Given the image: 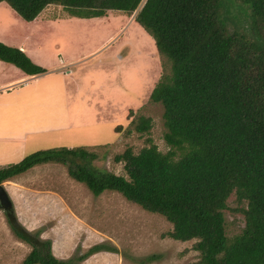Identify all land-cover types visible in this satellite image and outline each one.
<instances>
[{
    "label": "trees",
    "instance_id": "obj_1",
    "mask_svg": "<svg viewBox=\"0 0 264 264\" xmlns=\"http://www.w3.org/2000/svg\"><path fill=\"white\" fill-rule=\"evenodd\" d=\"M239 1L246 35L228 31L222 0H0L25 22L48 6L92 15L135 13L133 22L168 64L149 100L163 109L165 143L182 152L174 160V153L160 154L153 145L137 154L126 149L113 158L125 176H115L98 171L92 165L96 154L83 148L38 151L0 169V185L36 166L61 165L94 197L116 193L163 216L172 226V240L195 241L199 264H264V0ZM228 2L232 7L234 0ZM0 62L26 76L45 73L23 52L2 43ZM130 125L141 135L151 128L144 117ZM232 195L245 204L244 227L228 240L223 211ZM10 228L31 247L22 264H78L112 251L97 245L60 261L49 241L13 224Z\"/></svg>",
    "mask_w": 264,
    "mask_h": 264
},
{
    "label": "rangeland",
    "instance_id": "obj_2",
    "mask_svg": "<svg viewBox=\"0 0 264 264\" xmlns=\"http://www.w3.org/2000/svg\"><path fill=\"white\" fill-rule=\"evenodd\" d=\"M226 2L222 0L221 18L228 16V31L246 35V15L239 9L242 6L238 7L241 2L234 0L232 7ZM134 17L135 13L92 15L48 6L34 21L25 22L7 4L0 3V43L23 52L45 70L48 78L37 83L38 90H45L41 96L20 85L16 92L0 98V137L31 134L38 129L30 123L35 118L38 124L55 128L68 124L69 118H63V86L58 81L59 74L64 73H70L66 79L73 81L67 90L78 91L82 124L104 125L84 129L77 137L53 130L45 135L32 134L25 150L16 156L9 159L8 151L0 152V169L38 151L67 148L71 142H82L74 148L96 154L92 165L115 176H125L123 165L115 164L113 158L126 149L137 154L153 145L160 154L172 152L174 160L181 157L182 152L165 143L161 105L149 100L168 64L156 53L153 39L133 22ZM19 75L15 67L0 63V85L17 82L14 80ZM3 87L9 89V85ZM44 96L42 102L39 98ZM139 117L151 122L146 134H137L130 125ZM27 130L30 132L25 133ZM1 186L12 208H0V264H22L31 252V247L14 235L11 224L39 241H49L51 254L60 261L102 245L115 252L100 251L78 264L200 263L199 254L192 249L195 241L172 240V226L163 216L145 211L116 193L92 196L85 186L69 178L61 165L36 166ZM243 208L245 204H238L234 195L227 200L223 221L228 240L244 227Z\"/></svg>",
    "mask_w": 264,
    "mask_h": 264
},
{
    "label": "crops",
    "instance_id": "obj_3",
    "mask_svg": "<svg viewBox=\"0 0 264 264\" xmlns=\"http://www.w3.org/2000/svg\"><path fill=\"white\" fill-rule=\"evenodd\" d=\"M1 63V62H0ZM38 66V65H37ZM18 70V69H17ZM19 71V70H18ZM20 75L18 76V78L14 81H17L15 83H9V84H2L0 85V98H6V93L7 92H16L19 88L20 85L23 86V88H29V89H33V92L30 93H35L37 96H41L42 94H44L43 92L45 90H38L37 87L39 86L38 81L41 80H47L48 78H45L46 75H39L37 77H32V76H26L25 74H23L21 71ZM61 75V78H60ZM70 76V73H64V74H59V78L58 81L62 84L63 89H62V94L63 97L65 98V102L66 105L63 109V118H65L66 116L69 118V122L68 124H61L58 127H54V126H50L47 125L45 126V124H38V120L37 118L33 120H30V123L34 125H36V127L38 128L37 130L31 132V134L28 135H24L22 137H18L16 133L10 134L8 136H1L0 137V143L3 144V146L0 147V152L2 153V150H4V153H7V157L10 159V157L17 153H21L22 149L25 150L26 146H24V144L26 143L28 137L32 134H40V135H45V134H49L50 132H52L51 130H53L54 133H64L65 135L70 134L71 137H77L79 136L80 132H82V130L87 129V130H91V128H93V130H96L97 128L104 126V125H95V124H91V126L89 124H82V111L79 110L80 106H81V102L79 101V97L77 96L78 91L74 90L73 92L68 91L67 90V85L68 84H73L72 79H70V81H68L66 78H68ZM70 82V83H69ZM3 85H9V89L3 87ZM74 86V85H73ZM4 90L6 92H4ZM11 90V91H9ZM4 92V93H3ZM29 93V94H30ZM40 100H42V102H44L45 96L44 97H40ZM72 101V102H71ZM70 102H71V106H70ZM73 103V105H72ZM44 112V111H43ZM73 117V121H70V118ZM67 118V119H68ZM32 121V122H31ZM23 124L25 125L26 128V122L24 121ZM98 124V122L96 123ZM94 125V126H93ZM24 128V129H25ZM81 129V130H80ZM26 132H30V130L25 131ZM75 133V134H72ZM6 143V144H5ZM72 145H68L67 149H72L74 147H77L79 145H82V142H71ZM15 149V150H14ZM14 150V153H12V151ZM24 157V155L22 156ZM16 161H18L20 158H16ZM1 160H6L3 157H1Z\"/></svg>",
    "mask_w": 264,
    "mask_h": 264
},
{
    "label": "water",
    "instance_id": "obj_4",
    "mask_svg": "<svg viewBox=\"0 0 264 264\" xmlns=\"http://www.w3.org/2000/svg\"><path fill=\"white\" fill-rule=\"evenodd\" d=\"M0 208H2L5 211L10 210L12 208L9 197L1 185H0Z\"/></svg>",
    "mask_w": 264,
    "mask_h": 264
}]
</instances>
